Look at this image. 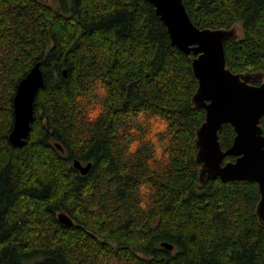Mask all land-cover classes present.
I'll return each mask as SVG.
<instances>
[{"label":"trees","instance_id":"16d2710c","mask_svg":"<svg viewBox=\"0 0 264 264\" xmlns=\"http://www.w3.org/2000/svg\"><path fill=\"white\" fill-rule=\"evenodd\" d=\"M183 2L201 28L240 24L227 65L264 75V0ZM193 57L147 0H0V264H264L257 183L199 180ZM37 62L17 147L13 100ZM235 134L223 125L224 149Z\"/></svg>","mask_w":264,"mask_h":264},{"label":"water","instance_id":"95a60500","mask_svg":"<svg viewBox=\"0 0 264 264\" xmlns=\"http://www.w3.org/2000/svg\"><path fill=\"white\" fill-rule=\"evenodd\" d=\"M147 1L153 4L156 15L166 25L172 44L194 56L192 66L198 87L192 102L206 111L195 139L200 182L216 178L223 182H256L260 190L256 215L264 225V135L260 125L264 115V82L253 83L262 75L234 72L227 65L225 42L239 36L236 26L201 28L190 17L183 0ZM44 86L41 62H37L20 80L14 96V124L9 134V141L14 146L22 147L27 143L35 119V99ZM225 123H230L236 132L233 143L226 149L220 140ZM56 146L64 150L61 144L56 143ZM230 155L236 159L225 161ZM92 165V162L74 161L82 174H87ZM58 219L65 225L75 224L63 211L58 214ZM161 245L169 250L174 248L168 241Z\"/></svg>","mask_w":264,"mask_h":264},{"label":"flooded vegetation","instance_id":"af4514ba","mask_svg":"<svg viewBox=\"0 0 264 264\" xmlns=\"http://www.w3.org/2000/svg\"><path fill=\"white\" fill-rule=\"evenodd\" d=\"M240 36H241V35H240ZM238 37H239V36H238ZM238 37H237V38H238ZM246 72H249V71H246ZM251 73H259V74L262 75L261 78H259V79L255 80V81H253L254 84L259 85V84H261L262 82H264V75L262 74V72L254 71V72H251ZM263 117H264V115H263L262 118H261L260 125H261V127H262V133H263V135H264V124H263V122H262ZM235 133H236V132H235ZM235 135H236V134H235ZM230 156H233V155H230ZM235 159H236V156H234V159H227V160H225V161H228V160H232V161H234Z\"/></svg>","mask_w":264,"mask_h":264},{"label":"rangeland","instance_id":"374dc122","mask_svg":"<svg viewBox=\"0 0 264 264\" xmlns=\"http://www.w3.org/2000/svg\"><path fill=\"white\" fill-rule=\"evenodd\" d=\"M236 32H237V34L240 36L241 35V33H242V28H241V25L240 24H237L236 25Z\"/></svg>","mask_w":264,"mask_h":264},{"label":"clouds","instance_id":"9594fccd","mask_svg":"<svg viewBox=\"0 0 264 264\" xmlns=\"http://www.w3.org/2000/svg\"><path fill=\"white\" fill-rule=\"evenodd\" d=\"M98 115V111L96 112V113H92V114H90V119H95L96 118V116ZM141 207H144V205L143 204H141Z\"/></svg>","mask_w":264,"mask_h":264}]
</instances>
